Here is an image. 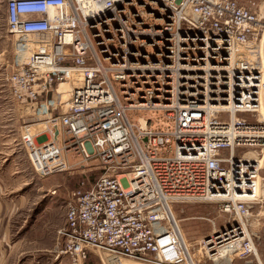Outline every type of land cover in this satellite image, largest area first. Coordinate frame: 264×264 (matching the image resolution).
Returning <instances> with one entry per match:
<instances>
[{"label": "built area", "instance_id": "1", "mask_svg": "<svg viewBox=\"0 0 264 264\" xmlns=\"http://www.w3.org/2000/svg\"><path fill=\"white\" fill-rule=\"evenodd\" d=\"M5 21L1 76L36 111L19 132L34 170H70L69 154L100 168L66 195L57 232L70 264L90 247L108 264L256 254L248 217L264 175L235 151L264 145V0H5ZM186 202L225 214L188 248L175 209Z\"/></svg>", "mask_w": 264, "mask_h": 264}, {"label": "rangeland", "instance_id": "2", "mask_svg": "<svg viewBox=\"0 0 264 264\" xmlns=\"http://www.w3.org/2000/svg\"><path fill=\"white\" fill-rule=\"evenodd\" d=\"M238 1L254 6L261 0ZM12 40L6 31L5 0H0V264H70L68 256L60 252L62 241L57 232L64 223L66 195L75 187L91 184L100 168L96 160L82 166L76 162L78 158L69 154L70 170L46 176L34 170L19 132L24 123L31 122L36 111L15 102L1 76L12 57ZM115 89L124 103L116 85ZM126 114L130 121H135L143 111L128 110ZM152 116L158 117L160 113L153 112ZM263 148L264 145L242 147L235 154L250 151L253 155L255 151L262 158ZM261 166L264 175V160ZM54 187H58L55 194L51 192ZM175 209L188 243L210 231V220L218 226L225 220L215 202L179 203ZM248 230L254 235L258 256L236 254L232 264H264L263 197L249 209ZM87 252L84 264H108V259L96 249L90 247Z\"/></svg>", "mask_w": 264, "mask_h": 264}, {"label": "bare ground", "instance_id": "3", "mask_svg": "<svg viewBox=\"0 0 264 264\" xmlns=\"http://www.w3.org/2000/svg\"><path fill=\"white\" fill-rule=\"evenodd\" d=\"M61 88H62V91H61L60 94H61L62 101H64V100H66V98H67V96H68V92H67L68 89L65 88V84H63V85L61 86ZM260 109H261V113L263 114V108H260ZM263 119H264V117H263ZM253 152H254L253 155L250 154V153H251L250 151L247 152V153H246V157H248V158H250V159H256L257 161H260L259 163L262 164V162H263V160H264V148H263V157H262V158H259V156L256 154L255 151H253ZM31 155H32V153H31ZM33 158H34V160L39 159L40 162L42 163V161H41V157L39 156V154H36V156L33 155ZM261 164H260V165H261ZM246 197H249V196L246 195ZM178 225H179V222H178ZM179 227H180V225H179ZM180 230H181V228H180ZM180 232H181L182 239H183V241H184L186 247L188 248V246L190 245V243H188V242L186 241V239H185V237H184L182 231H180ZM235 255H236V254L229 253V255H227V256L225 257V259L223 260L224 264H232V262H233V261L235 260V258H236ZM256 255L258 256V253H257V252H256ZM258 258H259V257H258ZM259 259H260V258H259ZM259 259H258V260H259ZM109 264H110V263H109Z\"/></svg>", "mask_w": 264, "mask_h": 264}, {"label": "water", "instance_id": "4", "mask_svg": "<svg viewBox=\"0 0 264 264\" xmlns=\"http://www.w3.org/2000/svg\"><path fill=\"white\" fill-rule=\"evenodd\" d=\"M55 133H56V131H55Z\"/></svg>", "mask_w": 264, "mask_h": 264}]
</instances>
